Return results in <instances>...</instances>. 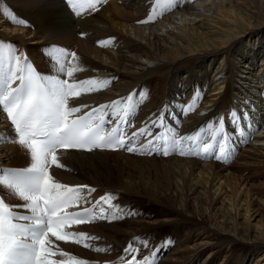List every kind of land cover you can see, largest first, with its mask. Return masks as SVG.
Masks as SVG:
<instances>
[{
	"label": "bare ground",
	"instance_id": "1",
	"mask_svg": "<svg viewBox=\"0 0 264 264\" xmlns=\"http://www.w3.org/2000/svg\"><path fill=\"white\" fill-rule=\"evenodd\" d=\"M1 1L0 61L13 45L18 52L27 49L38 64L35 49L40 45L54 41L77 47L75 78L88 74L108 85L84 94L83 103L100 94L127 105L132 91L135 100L148 98L142 106L158 104L164 89L188 84L199 73L211 83L206 103L227 88L251 89L264 76V0H199L149 24L139 23L147 14V0H112L95 14L76 19L60 0ZM13 16L26 23H16ZM259 135L236 159H243L244 169L264 174V127ZM11 157L26 161L15 145L0 146V160ZM62 157L66 165L55 169L57 179L92 184L98 187L95 194L119 189L113 203L137 207L131 211L145 215L121 217L109 205L113 219L91 229L93 237L104 238L108 252L139 234L155 239L170 232L177 243L160 264H264V188L255 191L244 184L240 189L245 179L241 182L242 176L224 166L119 152L71 151Z\"/></svg>",
	"mask_w": 264,
	"mask_h": 264
},
{
	"label": "snow or ice",
	"instance_id": "2",
	"mask_svg": "<svg viewBox=\"0 0 264 264\" xmlns=\"http://www.w3.org/2000/svg\"><path fill=\"white\" fill-rule=\"evenodd\" d=\"M69 8H73V0H65ZM10 15V13H8ZM77 15L80 13L76 12ZM12 19L18 24H25L24 20ZM151 17H149V20ZM139 21V23H146ZM58 51L65 57L75 56V53H69L66 49L60 48ZM52 55V51L48 52ZM21 58L14 55L7 67L0 63V107L7 113V119L10 120L11 126L14 127L16 139L20 145H23L30 151L33 163L30 167L20 169H0L4 173L0 176V185H6L12 190L24 203L10 205L4 198H0V264H65V261L58 262L47 259L48 256L56 253L48 251L46 246L51 244L49 234L56 240H65L67 237H73V243L80 244L81 239L88 237L89 234L84 232H67L61 234L60 228L66 227L70 223L81 224L89 217L86 215L90 209L83 207L84 204H92V207L100 212V219H107L105 209L101 204L107 205L112 199L111 194L100 196L93 204L87 196L81 195L84 189H88V195L95 192V188L87 185L77 186L73 190L68 185L54 182L53 177L48 173L49 157L51 163H57L58 148H85L91 152L94 148L108 147L115 149L124 148L129 153L140 151L142 154H153L159 152L164 156L177 151V145L180 140L193 142L197 136H184L180 140L175 137L165 139L157 136L155 140L147 139L151 133V128L156 127L155 121L151 126H145L133 132L127 139L124 138L126 133L105 137L98 131L82 123L83 116L71 118L73 113L81 112L80 107H69V95H80L77 89H93L97 81L84 80L76 83H69L67 80L57 79L48 75L32 74L27 69L32 65L27 59L26 54L23 57V67ZM72 75L71 72L68 73ZM19 81L16 87L12 84ZM126 114L135 111L139 101H133L129 95L127 98ZM122 101L117 99L109 102L107 105H99L93 108L91 112H100L97 119L105 122V117L109 115L107 111L114 105H119ZM82 107H87L86 105ZM91 114V113H89ZM233 122L239 124V118L232 113ZM162 122V118H161ZM123 123V121H121ZM223 122L221 121V125ZM87 128V131H85ZM145 138L146 142L137 147V141ZM156 141H160L159 145ZM211 145L204 144V151L207 152ZM218 154L214 157L217 160L228 159L231 155L225 147L224 138L216 145ZM199 149L200 145L195 144ZM180 155H186L183 151ZM199 155L190 149L187 155ZM75 204L81 207L78 212H66L65 209ZM115 207V205H112ZM22 208L30 211L29 214H18L14 209ZM135 214V213H131ZM95 217H93L94 219ZM24 221L27 223H20ZM56 225V227H54ZM98 239V237H89ZM139 243L142 247L148 248L149 241L141 240L139 237L134 238L124 248L126 257H131L127 264H145L147 257L137 259L140 249L136 247ZM168 240L161 242V247H166ZM85 248L90 247L88 244L83 245ZM97 252L106 251V249L96 248ZM157 251V250H153ZM60 256H68L66 252H60ZM75 264H87L84 260H76Z\"/></svg>",
	"mask_w": 264,
	"mask_h": 264
},
{
	"label": "rangeland",
	"instance_id": "3",
	"mask_svg": "<svg viewBox=\"0 0 264 264\" xmlns=\"http://www.w3.org/2000/svg\"><path fill=\"white\" fill-rule=\"evenodd\" d=\"M240 155V154H239ZM240 157V156H239ZM239 159V160H238ZM238 159H236L235 161H237V163L238 164H236V166H235V168H236V171H240L239 173H232V174H235V175H238V176H242V175H246L247 174V177L248 176H250V175H252L251 176V178H250V180L251 181H247L248 179H245V178H243V176H242V180H241V182L243 181V179H245V181H244V183H241V185H240V189H244L243 188V186H244V184H245V186H247V187H250L251 189H253V190H255L256 191V189H263L264 188V174H263V177H261L260 179H258L257 181H253L252 179L256 176V175H258L257 173H259V172H257L256 171V169H252V168H250L249 170H247V173H245V174H243L242 173V171H243V169H244V166H243V164H242V162H243V159L241 158V160H240V158H238ZM240 162V163H239ZM235 165V164H234ZM233 165V166H234ZM243 166V167H242ZM232 167V166H231ZM230 168V167H229ZM225 170V169H224ZM244 170H246V169H244ZM227 171V170H226ZM228 172V171H227ZM226 173V172H225ZM247 184V185H246ZM257 219V218H256ZM255 219V220H256ZM255 220H253V222L255 221Z\"/></svg>",
	"mask_w": 264,
	"mask_h": 264
}]
</instances>
